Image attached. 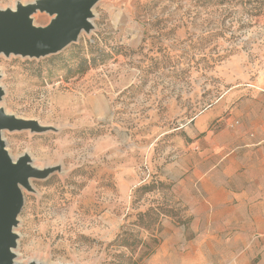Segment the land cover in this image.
Wrapping results in <instances>:
<instances>
[{
	"label": "rangeland",
	"instance_id": "obj_1",
	"mask_svg": "<svg viewBox=\"0 0 264 264\" xmlns=\"http://www.w3.org/2000/svg\"><path fill=\"white\" fill-rule=\"evenodd\" d=\"M52 18L30 14L36 27ZM89 21L57 53H0V107L44 127L3 131L5 149L51 168L22 188L13 260L194 264L185 153L197 131L264 106V0H97ZM226 247L206 259L220 263Z\"/></svg>",
	"mask_w": 264,
	"mask_h": 264
},
{
	"label": "crops",
	"instance_id": "obj_2",
	"mask_svg": "<svg viewBox=\"0 0 264 264\" xmlns=\"http://www.w3.org/2000/svg\"><path fill=\"white\" fill-rule=\"evenodd\" d=\"M225 120L218 129L197 131L198 151L185 153L195 160L183 190L190 228L197 232L194 264H211L205 253L215 244L227 246L228 257L218 264H248L251 256L264 264V106L237 110Z\"/></svg>",
	"mask_w": 264,
	"mask_h": 264
},
{
	"label": "water",
	"instance_id": "obj_3",
	"mask_svg": "<svg viewBox=\"0 0 264 264\" xmlns=\"http://www.w3.org/2000/svg\"><path fill=\"white\" fill-rule=\"evenodd\" d=\"M97 0H35V4L17 3L16 8L0 9V53L43 57L54 54L77 41L82 31L91 28V8ZM45 11L53 18L44 27L31 23L30 14ZM3 89L0 86V100ZM44 130L39 123L5 112L0 107V264H17L12 249L17 235L13 227L23 206L22 188L29 189L32 178H45L51 168H37L23 153L12 159L5 149L3 131ZM29 264H45L30 261Z\"/></svg>",
	"mask_w": 264,
	"mask_h": 264
},
{
	"label": "trees",
	"instance_id": "obj_4",
	"mask_svg": "<svg viewBox=\"0 0 264 264\" xmlns=\"http://www.w3.org/2000/svg\"><path fill=\"white\" fill-rule=\"evenodd\" d=\"M214 2L216 3V4H221L222 2H223V0H214ZM88 67H89V64H88V62L85 60V59H83L81 62H80V68H79V70H80V72H84L86 69H88ZM143 187H147V186H143ZM147 189V188H146ZM148 190V189H147ZM187 221H189V218H187L186 219ZM152 252V250H150L147 254H149V253H151Z\"/></svg>",
	"mask_w": 264,
	"mask_h": 264
},
{
	"label": "bare ground",
	"instance_id": "obj_5",
	"mask_svg": "<svg viewBox=\"0 0 264 264\" xmlns=\"http://www.w3.org/2000/svg\"><path fill=\"white\" fill-rule=\"evenodd\" d=\"M19 3H21V4H35V0H32V1H29V2H26V3H22V2H19ZM12 10H14V8H11ZM13 159V158H12ZM12 251H13V249H12ZM13 253H14V251H13ZM14 262H16L15 260H14ZM37 262H39V261H37ZM46 264V263H45ZM50 264H52V263H50Z\"/></svg>",
	"mask_w": 264,
	"mask_h": 264
}]
</instances>
